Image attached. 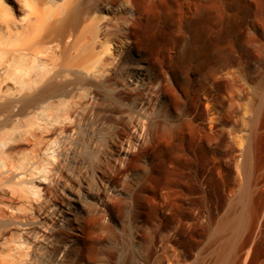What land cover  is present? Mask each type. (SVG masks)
Returning <instances> with one entry per match:
<instances>
[{"label":"rangeland","instance_id":"1","mask_svg":"<svg viewBox=\"0 0 264 264\" xmlns=\"http://www.w3.org/2000/svg\"><path fill=\"white\" fill-rule=\"evenodd\" d=\"M92 2L89 65L100 76L77 111L60 104L52 113L69 116L64 131L89 166L76 219L98 218L93 256L83 259L81 237L45 220L33 232L49 241L23 243L28 264H264V0H214L231 30L214 28L205 52L190 49L189 0H140V14L131 0ZM132 79L142 92L129 89ZM100 172L121 180L106 185L99 208ZM240 213L236 235L224 223Z\"/></svg>","mask_w":264,"mask_h":264},{"label":"bare ground","instance_id":"2","mask_svg":"<svg viewBox=\"0 0 264 264\" xmlns=\"http://www.w3.org/2000/svg\"><path fill=\"white\" fill-rule=\"evenodd\" d=\"M104 1L115 5L121 0ZM131 1L139 14L143 12L140 0ZM213 3L214 0H189L185 13L189 15L188 28L193 33L190 49L205 52L214 28L229 37L231 29L214 15ZM223 8L221 5L220 9ZM93 9L92 0H0V264H28L23 243L25 240L36 244L49 241L39 231L33 232V227L45 220H54L56 229L65 235L81 237L83 259L90 260L93 256L91 242L97 238L98 218L84 214L81 226L76 219L81 196L90 193L84 181L89 166L84 159L77 160L80 149L75 146L73 136L64 131L63 125L69 116L52 113L60 104L77 111L80 100L88 98L82 92L84 86L100 76V69L97 66L91 69L89 65L94 56L89 37ZM145 66L137 65L135 74H144ZM129 89L142 92L133 79ZM73 114L88 118V113ZM138 159L136 154L130 167ZM99 179L101 189L93 198L95 206L100 208L106 185L120 182L121 175L114 174L107 179L100 172ZM67 181L80 186L81 192L68 186ZM47 197L59 200L60 207L53 209ZM246 198L244 194L241 196L244 204ZM243 215L227 219L224 226L232 227L237 235L244 227ZM20 226L22 232L16 233L15 229ZM220 254L225 262L226 250L222 248Z\"/></svg>","mask_w":264,"mask_h":264}]
</instances>
